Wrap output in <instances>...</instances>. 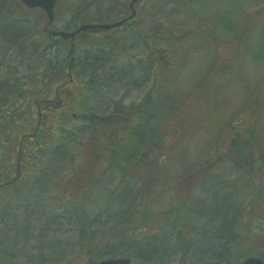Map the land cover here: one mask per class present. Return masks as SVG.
Here are the masks:
<instances>
[{
    "label": "trees",
    "instance_id": "obj_1",
    "mask_svg": "<svg viewBox=\"0 0 264 264\" xmlns=\"http://www.w3.org/2000/svg\"><path fill=\"white\" fill-rule=\"evenodd\" d=\"M68 2H63L62 6L71 8ZM73 10L75 9L69 10L70 19L63 18L69 26L75 21ZM132 28L133 39L138 37L146 50H150L145 59L138 61L135 58L138 51L134 55L128 54V58L134 57L130 59L134 61H131L134 63L133 68L125 67L116 72L107 68L111 61L115 64L119 62L122 53L131 43L125 40V35L116 34L99 43L90 39L82 41L86 44L85 47H109L107 60L104 61L106 65L102 69L105 79L100 78V69L94 68L96 58L105 54L84 51L80 57L76 54V57L74 55L67 58L64 53L62 68L54 59L48 58L43 69L48 77L47 95L51 98L55 94V87L59 85V77L62 75L64 83L59 87L62 106L57 109L42 108L47 114V120L43 122L40 131L32 133V138L26 136L22 140L24 134H29L27 129L31 127L30 119L27 118L25 124L23 116L21 117L23 110L6 111L9 113L8 121L3 124L13 131L14 141H10L6 148V165H1L3 157L0 156V208L5 209V212H0V264H54L55 262L47 263L43 260L58 256L60 248L67 250L71 243L60 234L58 227L61 225L75 231L73 238H77L79 252L59 264H78L85 255L97 261L104 259L101 258L103 255L100 245L107 237L98 229L101 222L105 223L104 227L109 226L110 232L115 231L112 236L114 243L118 244L117 247L124 254L131 256L135 264H170L174 257L179 259L177 264H243L250 256L260 255L264 258V127H261L258 119L264 99L261 89L264 81L251 91L253 94L237 112L231 125L223 126L218 119L217 131L214 129L213 134L217 132L219 135L206 146L200 157L209 171L215 167L224 168L225 164L230 168L229 173L213 178V170L203 177L199 163L195 168H190L183 178L198 176L200 173L201 177L195 188L185 193L181 189L186 187L180 181L173 190H181L186 195L176 198L168 211L154 212L150 196L144 193L148 190L145 187L149 186L152 191L153 180L163 179L173 169V157L165 155L157 140L159 124L162 125L169 116L161 113L156 117L158 108L161 110L165 105L166 110L172 113L173 108H176L174 106L184 103L190 94L182 96L178 87L171 82L167 85V79L175 74L181 61L179 57L177 61H171L174 55H168V51H173L182 39L173 37L174 40L171 39L166 48L155 47L150 43L152 37L149 34L134 26ZM244 32L246 33V29ZM240 43L245 46L244 38ZM259 52L261 56L255 52L258 58L262 57L261 46ZM71 58L74 62H71ZM78 62L89 69H85L83 73L78 72ZM228 62L223 67L224 73L228 74L226 79L212 77L217 64L213 62L211 70L192 88L196 91L205 83L211 85L207 96H204L205 93L198 94L200 97L204 96V107L211 102L210 108L216 109V87L233 79L236 71H232L229 66L233 61ZM157 64L160 70L156 72L157 79L147 97L139 103H127L129 92L135 85L132 82L135 80L134 72H142L144 67L153 68ZM69 67L72 77L67 73L70 71ZM37 76L40 77V74ZM116 79L122 80L123 87L119 85L115 89L116 96L120 91L123 92L122 97L116 100L111 98V106L106 108V113L97 115L90 100L92 93L113 95V90L105 91L103 82ZM179 79L180 77L174 83H180ZM39 81L40 78L31 79L32 92ZM170 89H173L171 93L174 98L166 102L164 93ZM53 100L56 101V97ZM28 113L31 117L34 108L27 110L26 114ZM245 113L251 119L244 126L242 118ZM154 118H157L159 124L154 122ZM236 125H242L243 130ZM1 128L0 125V142L4 137ZM129 131V137H126ZM86 133L87 136H84ZM89 134L88 142H81ZM164 147L170 154L168 146L165 144ZM19 162L21 172L17 166ZM83 163L89 165L83 167L85 171L82 174L83 183L89 187V192L77 200L79 195L72 187L77 181H82L79 174L83 172ZM131 166L136 174H144L139 189L122 179L115 188H109L110 184L105 188L107 183L104 180L110 174L126 173V168ZM52 174L56 175L50 180L53 178ZM65 176L68 178L65 179ZM48 187L56 188L55 199L57 196L67 199L64 216L63 212L57 217L53 211L47 210V207L50 209L54 204L41 190L46 191ZM55 206L61 205L57 202ZM9 208L12 209L10 213ZM120 211L127 213L123 215ZM59 219L65 222L58 226ZM158 221L161 223H157ZM128 229L129 233L125 235ZM161 233H166L162 242L158 238ZM100 236L103 239L97 241ZM7 241L10 242L8 246ZM30 243L36 245L29 248ZM116 256L118 255L108 257Z\"/></svg>",
    "mask_w": 264,
    "mask_h": 264
},
{
    "label": "rangeland",
    "instance_id": "obj_2",
    "mask_svg": "<svg viewBox=\"0 0 264 264\" xmlns=\"http://www.w3.org/2000/svg\"><path fill=\"white\" fill-rule=\"evenodd\" d=\"M67 1L71 2L73 0ZM102 1L104 5H107L106 8L108 10L111 12L113 11L112 15H114L117 11H121L125 7H128L131 0ZM98 5L100 6V4H96L92 1L90 6L86 7L90 12H95ZM62 8V14L65 19H70L69 6L63 5ZM139 12V18L133 26L146 34H149L152 37L150 43L153 46H163L166 48V44L171 42V39L174 40L173 37L182 39L180 45H177L173 51H168V55L171 53L174 55L173 60L171 61H177V57H179V60L181 61L176 68L177 71L175 74L171 76L169 80L167 79V85L171 82L175 87H178L180 91L179 93H181L182 96L190 94L188 95V98L185 99L184 103H177L178 105L174 106L176 108H173L174 111H172V113L166 110L165 105L161 110L158 108L156 117L161 113L169 116V119L165 120L162 125L159 124L157 118H154V122L159 124L158 130L160 133L157 134V140H159L158 143L161 145L163 152L166 153L165 155L168 158L173 157V169H170L169 173L165 175L163 179L153 180L152 191L149 186H146L145 188L148 190L144 193L145 195L150 196L152 200L150 205L151 208L155 210L154 212L164 213L170 209L171 205L176 201V198H181L183 195H186L184 192L188 193L195 188V185L201 177L200 173L203 177H206L214 170L212 177L219 178L220 174L223 175L230 171V168H227L229 166H225V164H223L224 168L217 169L215 167L209 171L207 166L201 162L200 157L203 155V150L206 146L210 142L215 141L219 135L217 132L213 134V130L218 127V119L221 120L223 126L229 125L230 122L236 118L235 116L237 115V112L253 94L251 91L264 81V0H146L140 7ZM245 29L246 33L244 32ZM125 32V30H122L119 33H123L125 35V40L131 43L127 46L126 51L122 53L118 63L115 64L111 61L107 64V68L115 72L125 67H134V63L131 62L133 60H130L134 57L128 58V54L134 55V52L138 51L135 55V58L138 61L142 58L145 59L147 51H150L149 49L146 50L144 43H142L140 39H133L134 36L132 37ZM243 38L245 46L240 43ZM259 46L263 48L262 57L260 58L255 56V52L261 56ZM84 47L85 46L79 48L77 53L79 54V57L82 54L81 52L84 51L90 52V54H105L103 57L96 58V67H94L100 69V78L105 79L102 69L105 67L103 65H106L104 61L107 60L106 54L109 51V47L104 45ZM176 48L177 50H175ZM255 49L256 51H254ZM156 56H158V54ZM216 58L219 59L215 60ZM163 59L165 60L166 58ZM229 60L233 61L232 64L229 65L230 68L232 71H236L233 79L216 87L217 98L214 102V106H218L216 109L210 108L212 105L211 102L207 107H204V96H207V90L211 88V85L205 83L202 88L196 91L192 90V88L200 78L205 76L207 72L211 70L210 67L213 62L217 64L214 66L216 71H212V77H215L216 79L220 78V80L223 78L226 79L228 74L226 75L224 73L223 67ZM38 66L40 67L41 65L38 64ZM120 66L123 67L120 68ZM76 69L78 72L83 73L85 72V69L87 70L89 67H84L81 65V62H78ZM159 70L157 64L153 68L148 66L146 68L144 67L142 72L140 70L134 72L135 80L132 82L135 83V85L131 88L133 90L129 92L127 103H139L147 97L149 90H151V87L154 85L155 79H157L155 77L156 72ZM175 77H180V83H174L177 80V78L174 80ZM113 80H108L107 83H104L105 81L103 82L105 91L113 90V95L108 93L98 94L96 92H93L91 95L90 100L96 108L97 115H103L106 113V108L111 106V98L116 100L123 95L122 91H120L118 96H116L115 93L116 87L119 85L122 86V80ZM261 89L262 97H264V83ZM172 91L173 89L166 90L165 93L163 92L166 102H169V99L174 98L171 93ZM199 93L205 94L203 97H200V95H198ZM0 102H3V99H1ZM242 119L243 125L245 126L250 123L251 117L248 113H245ZM258 119L261 127H264V99L261 102ZM236 127L243 130L242 125H236ZM130 132L131 131L127 133L126 137H129ZM10 134L11 133H7L0 142V156L3 157L1 165H6V163H8L6 148L10 141H14L13 136H10ZM84 136H87V133ZM89 137L90 134L87 139H82L81 142H88ZM163 139H166V142H163ZM165 144L170 149V154L165 151ZM199 163L202 168H200L201 171L199 175L183 179L185 173L188 172L190 168L198 166ZM88 166L87 163H83L82 168ZM126 169V173L117 172L110 174L106 180H104V182L107 183L105 188L108 187L109 184L111 185L109 188H115L117 182L122 179L125 180V183L130 182L139 189L142 180L144 179V174H136L133 166L127 167ZM84 171L85 168H83V172H80L79 179H82ZM62 173L66 172L63 171ZM52 175L53 178L50 180H53L56 174ZM64 178L66 179L68 176H65ZM154 178H156V176ZM180 181L182 182V186L186 187L181 189L184 192L181 190H173L175 185L178 187ZM72 189L79 195L76 198L77 200H80L84 194L89 192V187L84 185L83 179L82 181H77ZM13 191L14 190H11V192ZM39 192L40 191L38 190V193ZM41 192L43 195H48L53 201V207L49 209L46 206L47 210L53 211L57 214V217L63 212L64 216V207L66 206L67 199L63 196H57L55 199L57 191L56 188L53 187H48L46 191L41 190ZM106 194L109 197L107 191ZM7 195H9V193H7ZM245 195H247V193ZM57 202H59L61 206H55ZM122 211H120V214L122 213L124 215L127 213L126 211L125 213ZM0 212H5V209L0 208ZM8 212H12V209L9 208ZM13 212L15 213V209ZM62 222L64 223L65 221L59 219L58 226L61 225ZM157 223L160 224L161 221H158ZM104 224L105 223L103 222L98 224L100 232L105 233L104 235L107 237L100 245L101 254L103 255L101 258L105 259L110 255H118V257L125 256L126 254L117 247L118 244L114 243V239H112L115 231L110 232L109 226L104 227ZM0 228L2 229L1 226ZM58 230L62 237L69 240L71 243L68 244L69 247L67 250L60 248V254H58V256L48 257L43 260V262H55L54 264H59L64 259L69 260L71 256H74L79 252V248L76 245L77 238H73V232L75 231L66 225H64V228L62 225L59 226ZM169 232L171 233V231ZM121 233L125 232L121 231ZM128 233L129 229L125 235ZM165 235L166 233L159 234L158 238L161 242ZM100 239H103V237L100 236L97 241H100ZM9 244L10 242L7 241L6 245L8 246ZM34 244L35 243L28 244L29 248ZM25 247L28 249L26 245ZM109 251H112L113 253L107 254ZM88 259L89 257L85 255L77 263L88 264ZM178 260V257H174L170 261V264H177Z\"/></svg>",
    "mask_w": 264,
    "mask_h": 264
},
{
    "label": "flooded vegetation",
    "instance_id": "obj_3",
    "mask_svg": "<svg viewBox=\"0 0 264 264\" xmlns=\"http://www.w3.org/2000/svg\"><path fill=\"white\" fill-rule=\"evenodd\" d=\"M92 1L100 4L95 12H90L87 8ZM73 2L75 21H72L69 26L57 11L59 0L52 23H49L46 12L41 8H30L22 0H0V101L3 99V102H0V110L6 114L0 118V122L8 118L9 113L6 111H12V109L27 111L34 108L38 111V116L30 117L29 113L23 114L24 123L27 124L26 119H30L31 127L27 129L29 134H24L22 140L26 136L32 138L31 130L36 124L38 126L36 132L40 131L47 118L42 108L57 109L62 106V99L59 96V87L64 83L62 75L59 77V85L55 87V94L51 98L47 95L48 77L43 69L47 65L48 58L54 59L62 68V63L65 61L62 55L65 53L66 57L74 55L76 57L79 48L86 45L82 43L85 39L99 43L111 39V36L115 37L116 34H123L119 33L122 30L133 36L132 27L139 18V9L143 3L142 1L135 4L136 17L127 20L134 13L130 5L112 15L113 11L108 10L102 0H73ZM125 20L127 21L122 27L109 31L78 32L74 40L65 39L61 34L64 31H77L86 24L116 23ZM70 60L74 62L73 58ZM38 64L41 66L39 67ZM39 74L40 77L37 76ZM69 76L71 77L70 73ZM33 78H40L39 85L34 87V92H32L31 82ZM53 97L57 100L54 101ZM31 118L34 119L33 123ZM2 127L6 126L2 124ZM18 170L21 172L20 162Z\"/></svg>",
    "mask_w": 264,
    "mask_h": 264
},
{
    "label": "water",
    "instance_id": "obj_4",
    "mask_svg": "<svg viewBox=\"0 0 264 264\" xmlns=\"http://www.w3.org/2000/svg\"><path fill=\"white\" fill-rule=\"evenodd\" d=\"M30 7H40L43 8L48 16L50 21L54 19V8L56 5V0H23ZM138 1V0H135ZM117 25H122V23L115 25H87L83 26L80 30L82 31H91V32H99V31H107ZM76 33V32H75ZM75 33H63L65 38L71 36L73 37ZM89 264H131V259L129 258H118L111 260H104L100 262L89 261ZM244 264H264L262 258L250 257L244 261Z\"/></svg>",
    "mask_w": 264,
    "mask_h": 264
}]
</instances>
